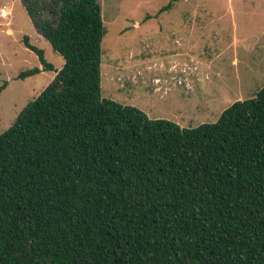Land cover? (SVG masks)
Masks as SVG:
<instances>
[{
    "label": "trees",
    "instance_id": "16d2710c",
    "mask_svg": "<svg viewBox=\"0 0 264 264\" xmlns=\"http://www.w3.org/2000/svg\"><path fill=\"white\" fill-rule=\"evenodd\" d=\"M20 1L64 63L24 37L41 68L18 79L55 76L0 133V264H264V87L150 119L102 97L99 0Z\"/></svg>",
    "mask_w": 264,
    "mask_h": 264
},
{
    "label": "rangeland",
    "instance_id": "374dc122",
    "mask_svg": "<svg viewBox=\"0 0 264 264\" xmlns=\"http://www.w3.org/2000/svg\"><path fill=\"white\" fill-rule=\"evenodd\" d=\"M99 2L106 29L103 98L134 106L150 119L194 128L216 122L232 103L251 99L264 87V0ZM169 3L170 8L163 10ZM24 37L43 50L55 70L64 63L35 32L20 0H0V86L7 83L0 93V133L55 76L47 71L18 79L21 72L41 68L37 56L25 47ZM190 56H201L204 60H197L210 64L199 70V79L191 77L188 90L171 81L155 92L169 75L183 77L178 70L168 73L167 68ZM156 76L162 84L154 86Z\"/></svg>",
    "mask_w": 264,
    "mask_h": 264
},
{
    "label": "built area",
    "instance_id": "2783aa9c",
    "mask_svg": "<svg viewBox=\"0 0 264 264\" xmlns=\"http://www.w3.org/2000/svg\"><path fill=\"white\" fill-rule=\"evenodd\" d=\"M4 12H6V10L2 9L1 10V14H5ZM190 65H191V67H190ZM162 68H164V67H162ZM167 70H168V73L170 72V73H173V74L176 72V70H178L183 77L169 75L168 79L163 81L164 85H161V86H164V87H157L158 89L155 92H158V91L160 92V90H162L163 88L167 87V86H165V84H168L171 81H175L177 85H183L184 88L187 89L188 87H190V79H191V77L194 76L196 78V80L199 79L198 73L200 71H199L198 64L194 63L192 60H190L189 62L185 63L184 65L172 63V64H170L168 66ZM134 79H136V78L132 77V80H134ZM152 81H153L154 86H157L158 84H162V80L159 79L157 76L154 77L152 79Z\"/></svg>",
    "mask_w": 264,
    "mask_h": 264
},
{
    "label": "crops",
    "instance_id": "0c3cea01",
    "mask_svg": "<svg viewBox=\"0 0 264 264\" xmlns=\"http://www.w3.org/2000/svg\"><path fill=\"white\" fill-rule=\"evenodd\" d=\"M200 55L202 56V53H200ZM201 56H200V57H197V59H199V58L202 59ZM190 57H191V58H187L185 62L181 63V65H184L185 63H187V62H189L190 60H192L194 63L199 64V66L201 67V69H199L200 71H201V70L204 71V69H208V67L210 66L209 63H204V62H202V61L197 60V59H196V56H195V57H194V56H190ZM194 60H195V61H194ZM202 60H204V59H202ZM201 72H202V71H201Z\"/></svg>",
    "mask_w": 264,
    "mask_h": 264
}]
</instances>
